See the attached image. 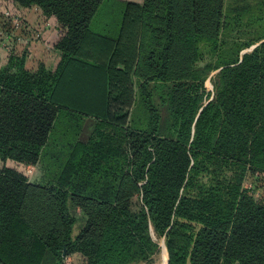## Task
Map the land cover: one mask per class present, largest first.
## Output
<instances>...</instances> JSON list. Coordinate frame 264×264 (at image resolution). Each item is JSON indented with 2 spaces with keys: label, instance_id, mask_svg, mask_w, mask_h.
<instances>
[{
  "label": "trees",
  "instance_id": "16d2710c",
  "mask_svg": "<svg viewBox=\"0 0 264 264\" xmlns=\"http://www.w3.org/2000/svg\"><path fill=\"white\" fill-rule=\"evenodd\" d=\"M12 1L55 17L61 60L0 67V264L150 263L157 237L168 264H264V194L244 184L264 176V50L243 53L264 31L226 48L222 32L241 19L224 18L223 0L214 35L201 30L203 0ZM177 41L192 50L191 71L202 46L215 60L191 82L173 61ZM134 77L148 108L138 123ZM86 117L96 122L82 140ZM8 160L40 165L42 181ZM71 202L85 216L75 237Z\"/></svg>",
  "mask_w": 264,
  "mask_h": 264
},
{
  "label": "rangeland",
  "instance_id": "374dc122",
  "mask_svg": "<svg viewBox=\"0 0 264 264\" xmlns=\"http://www.w3.org/2000/svg\"><path fill=\"white\" fill-rule=\"evenodd\" d=\"M14 6H18L16 3H14L12 0H5L3 3L0 5V10H3V13H0V18H6L7 20L5 21V24H3V34L1 36V44H2V50L4 53L9 51L10 44L9 38L12 36V32H10L11 29V21L14 23L15 19H22L23 15L22 13H14ZM218 2L216 0H203V9L202 13L200 16V21H201V30L205 33L208 34H215L216 33V24L219 20L218 18V13L215 11L214 6L217 5ZM261 0H223V12H224V18L226 19H238V17L241 19L239 22L240 28H236L234 26V29L232 31L230 30H225L221 34V39L222 43H224L225 47H230L232 44V41H241V42H248V41H254L257 39L258 36L262 34L264 31V6L260 4ZM240 15V16H238ZM1 18V19H2ZM149 19V23H153V20ZM160 21V20H159ZM239 26V25H237ZM42 25L41 27L36 30L37 31V37L36 40H39L42 37ZM145 38H146V43H151L154 33L151 32V26L146 24V29H145ZM178 34V33H177ZM181 34V32H180ZM152 37V38H151ZM18 38H22L21 36ZM23 40V39H21ZM155 40V37H154ZM145 43V45H147ZM253 46H260L264 50V39H261L259 41H256L250 48L245 49L246 51H251V48ZM2 52V53H3ZM190 52L192 53V50H189L185 48L182 44L181 41H177V46H176V55L173 61H175L176 64V69L178 71H182L181 74H186L190 78L186 77V80L188 82L192 81V78L196 75L197 72H205L204 71V66L206 65L207 62L209 61H215L211 59V56L209 55V48L206 46H202L201 52L204 53L203 57L201 58V62L198 63V65L195 66L193 71H191V68L189 67V60L188 57L190 55ZM5 56H3V59ZM2 58H0L1 60ZM216 59V58H214ZM4 62L1 60L0 67L3 66ZM177 63H180V65H177ZM219 70L213 71L209 74L208 78L205 81V85L207 87V91L211 93V96L213 95L214 92V83L217 79V73ZM139 77H134V84H135V89L137 91V97H136V108L140 105V111H138L135 115V122H144L147 118L146 111L148 110L147 108V101L144 98L143 95L141 94L140 90V83H139ZM148 89L152 94V101L154 105L157 107L158 111L160 112L162 118H163V126L165 131L169 132V128H167V125H171V113H170V108L168 105L164 104L161 100V91L159 86L154 82H150L148 84ZM135 113V112H134ZM166 133V132H165ZM4 163L0 160V166H2ZM6 165L14 168H21L23 171L27 172L28 170H32V172L29 174V177L31 180L38 181L44 174V170L41 168L40 165H29V166H22L17 164L16 162L12 160H8ZM244 184L250 188L255 187L256 191V196L260 197L261 195L264 194V176L257 174H250L246 177ZM70 208L72 210V213H74L77 217V223L74 226L73 229V237H75L81 230V228L84 225L85 222V216L83 212L74 206V204L71 202L70 203ZM159 241L160 244V251L159 253L154 257L153 261L150 263H141V264H164L165 262V251H164V245L165 244V238L164 237H157L156 238Z\"/></svg>",
  "mask_w": 264,
  "mask_h": 264
},
{
  "label": "crops",
  "instance_id": "0c3cea01",
  "mask_svg": "<svg viewBox=\"0 0 264 264\" xmlns=\"http://www.w3.org/2000/svg\"><path fill=\"white\" fill-rule=\"evenodd\" d=\"M121 1L142 4L144 0ZM13 7V12L22 13L23 17L20 20L19 24H16L15 22L13 23L11 21L12 25L10 32H12V36L9 39H11L12 41V49H9V51H7L6 53H4L2 50L1 36L4 32L2 28L3 24H5L4 20L7 19L4 17L2 18V16V19L0 18V58H2L1 60L4 62L3 64L7 65L11 58L14 57L23 59L25 62V66L30 69H36L40 65H44L48 69L54 70L61 60V55L54 46V43L60 36L61 32L59 24L56 22L55 17L44 16L41 9L37 6L21 8L18 6L15 7L13 4ZM0 13H3V10H0ZM41 25L42 37L39 40H36V30H38ZM20 36L22 38H18ZM3 56H5L4 59ZM84 120L86 125L79 135V139L82 140H86L90 137V134L94 127V123L96 122V119L93 117H86ZM39 181H42V178H40L38 182Z\"/></svg>",
  "mask_w": 264,
  "mask_h": 264
},
{
  "label": "built area",
  "instance_id": "2783aa9c",
  "mask_svg": "<svg viewBox=\"0 0 264 264\" xmlns=\"http://www.w3.org/2000/svg\"><path fill=\"white\" fill-rule=\"evenodd\" d=\"M15 23L16 24H19L20 23V19H18V18H16L15 20ZM9 42H11V46H10V48L12 47V41H11V39H9ZM29 166V165H28ZM32 172V170L30 169V170H28L27 172H26V175L27 176H29V174ZM29 173V174H28ZM64 264H73L72 263V260H71V258L70 257H68L66 260H65V263Z\"/></svg>",
  "mask_w": 264,
  "mask_h": 264
},
{
  "label": "bare ground",
  "instance_id": "6f19581e",
  "mask_svg": "<svg viewBox=\"0 0 264 264\" xmlns=\"http://www.w3.org/2000/svg\"><path fill=\"white\" fill-rule=\"evenodd\" d=\"M164 251H165V262L164 264H167V261H168V252H167V249H166V246L164 245Z\"/></svg>",
  "mask_w": 264,
  "mask_h": 264
},
{
  "label": "water",
  "instance_id": "95a60500",
  "mask_svg": "<svg viewBox=\"0 0 264 264\" xmlns=\"http://www.w3.org/2000/svg\"><path fill=\"white\" fill-rule=\"evenodd\" d=\"M253 48H255V46H253V47L251 48V50H252ZM245 52H247V51L245 50L243 53H245ZM167 264H168V261H167Z\"/></svg>",
  "mask_w": 264,
  "mask_h": 264
}]
</instances>
